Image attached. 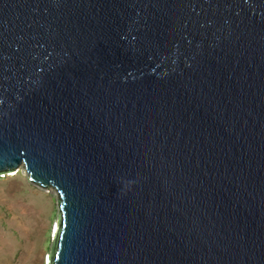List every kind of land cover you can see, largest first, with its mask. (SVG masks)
<instances>
[{
	"label": "water",
	"instance_id": "water-1",
	"mask_svg": "<svg viewBox=\"0 0 264 264\" xmlns=\"http://www.w3.org/2000/svg\"><path fill=\"white\" fill-rule=\"evenodd\" d=\"M19 169L49 264H264V0H0Z\"/></svg>",
	"mask_w": 264,
	"mask_h": 264
},
{
	"label": "rangeland",
	"instance_id": "rangeland-1",
	"mask_svg": "<svg viewBox=\"0 0 264 264\" xmlns=\"http://www.w3.org/2000/svg\"><path fill=\"white\" fill-rule=\"evenodd\" d=\"M57 218L54 190L31 184L22 169L1 176L0 264H48Z\"/></svg>",
	"mask_w": 264,
	"mask_h": 264
},
{
	"label": "bare ground",
	"instance_id": "bare-ground-1",
	"mask_svg": "<svg viewBox=\"0 0 264 264\" xmlns=\"http://www.w3.org/2000/svg\"><path fill=\"white\" fill-rule=\"evenodd\" d=\"M14 175H16V173L15 174H9L8 175V177H10V176H14ZM57 229V223H55L54 225H53V227H52V230H53V234L55 233V230ZM47 258H48V256H47ZM48 260V259H47ZM48 262V261H47ZM49 264V263H48Z\"/></svg>",
	"mask_w": 264,
	"mask_h": 264
}]
</instances>
